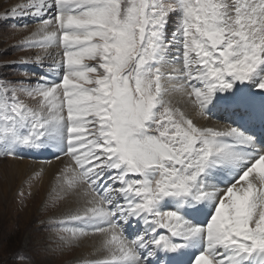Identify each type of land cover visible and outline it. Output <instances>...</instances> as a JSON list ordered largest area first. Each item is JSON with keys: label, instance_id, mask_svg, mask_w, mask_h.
<instances>
[{"label": "snow or ice", "instance_id": "6c2138e0", "mask_svg": "<svg viewBox=\"0 0 264 264\" xmlns=\"http://www.w3.org/2000/svg\"><path fill=\"white\" fill-rule=\"evenodd\" d=\"M9 18L41 51L0 76V159L68 157L61 250L98 234L80 264H264V0H28ZM38 256L0 243L2 264Z\"/></svg>", "mask_w": 264, "mask_h": 264}, {"label": "rangeland", "instance_id": "374dc122", "mask_svg": "<svg viewBox=\"0 0 264 264\" xmlns=\"http://www.w3.org/2000/svg\"><path fill=\"white\" fill-rule=\"evenodd\" d=\"M23 2V0H4L0 9V76L7 79H24L22 74H17L20 66L25 61L30 62L37 52L41 51L21 47L30 32L35 31V25L17 28L10 22L13 21L9 18L11 9L19 7ZM24 19L30 20L31 17L22 18L19 22L23 23ZM51 62L48 58L43 61L46 65ZM28 66L30 67L31 64L29 63ZM185 111L187 112L188 109ZM187 113L190 116L189 112ZM202 120L200 119L199 122ZM205 121L207 124V120H204V123ZM43 154L46 158L40 157L43 159L39 160L37 157L33 159V154L26 153L19 160L28 162L29 166L21 172L14 173L11 168L8 169L10 164L8 160L17 159H0V243L9 253L17 251L39 253L38 258L47 261V264H73L74 249L80 253L91 250L86 249V245L80 239L62 250L58 247L59 241L55 240L54 233L49 231V228L55 220L63 218L75 206V202L70 197H63L58 191L57 177L52 181L46 178L52 165L67 157L61 156L57 159L50 153ZM38 163L42 164L39 170L35 166ZM21 192L23 195H20ZM4 195L7 197L4 198ZM8 258V256L3 257V259Z\"/></svg>", "mask_w": 264, "mask_h": 264}, {"label": "bare ground", "instance_id": "6f19581e", "mask_svg": "<svg viewBox=\"0 0 264 264\" xmlns=\"http://www.w3.org/2000/svg\"><path fill=\"white\" fill-rule=\"evenodd\" d=\"M23 1H24L23 4L26 3V2H28V0H23ZM3 2H4V0H0V9L2 8ZM2 15L3 14H1V16ZM4 16H5V14H4ZM32 32H34V31H31L30 34H29V36L31 35ZM175 99H176V102L175 103H177L178 106H180L184 110H187L188 109L187 112H189V114H190V116H191V118L193 120L195 119L194 121H196V122L198 121V124H200V125H207V126H211V127H218V126H220L217 123H215L213 120L212 121H209V122L207 121V124H206V121L204 123V120H202V121L199 122V120L201 118H199V116L196 115L195 109L192 108L191 105L184 104L183 101L181 100V98L179 96H176ZM43 156H45V155L44 154L43 155L42 154H35V156L33 157V159L36 158V157L39 160H41L43 158H46V157H43ZM40 157H43V158H40ZM8 162L10 163L9 166H8L9 167L8 169L11 168V171L13 173L16 172V171L17 172H21L22 170L27 169V167L29 166L28 162H26V161L23 162V160H19V159H17V160H8ZM68 163H69V160H68V157H67V158H64L62 161H59L58 163L56 162L55 164H53L52 167H51V170L47 173V177L46 178H48L51 181L54 180L55 177L58 176L60 170L63 169L64 166H66V164H68ZM35 166H36V169L37 170H39L40 168H42V164L41 163H38ZM12 172H11V174H13ZM6 197L7 196L4 195V198H6ZM79 239L82 241V243L84 245H86V247H85L86 249L90 248L91 252H87V253L82 252V253H80L78 250L76 251L74 249L73 252H74L75 255H74V257H72V258H75V262L74 263H79L83 257H89V258H91V254L95 251L96 248L99 247L100 242H101L100 241V237H99L98 234H91V235H89L87 237H81Z\"/></svg>", "mask_w": 264, "mask_h": 264}]
</instances>
